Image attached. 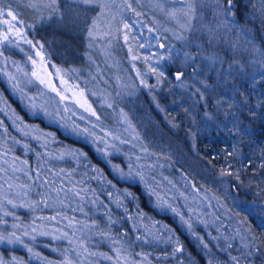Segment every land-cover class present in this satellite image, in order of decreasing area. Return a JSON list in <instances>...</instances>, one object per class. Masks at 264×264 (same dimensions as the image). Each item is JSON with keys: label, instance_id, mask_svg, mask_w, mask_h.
Returning <instances> with one entry per match:
<instances>
[{"label": "trees", "instance_id": "trees-1", "mask_svg": "<svg viewBox=\"0 0 264 264\" xmlns=\"http://www.w3.org/2000/svg\"><path fill=\"white\" fill-rule=\"evenodd\" d=\"M31 1L0 0V59L5 66L10 71L25 66L33 78L42 63L34 65L32 56L42 52V62L49 65L39 73L45 87L59 97L62 90L64 95L80 92L76 82L86 76L88 57L100 64L95 49L110 42L108 34L114 44L116 35L124 50L114 55L118 75L126 67L136 83L147 86L145 93L136 89L139 109L111 96L108 107L115 122L123 115L137 122L141 118L134 131L143 150L130 152L107 142L114 121L109 128H68L65 123L63 128L60 115L44 117L39 109L30 115L21 105L29 104L27 92L13 101L0 82V154L17 170L2 173L16 186L29 179L32 186L28 201L9 190L0 194V229L20 233L23 226L57 221L71 240L51 245L66 256L78 252L82 264L97 262L99 254L112 256L107 264H264V0H235L231 12L222 11L216 0H183L175 36L162 32L159 18L141 0H56L49 11L60 14L48 21L29 19ZM18 30H25L23 37L32 43ZM5 34L8 40L2 39ZM99 36L102 42L92 41ZM185 53L194 58L177 81L173 74L184 69L176 64ZM212 61L221 63L219 73L210 67ZM153 67L164 75L158 77ZM50 70L56 74L53 80ZM147 91L154 94L150 100ZM129 162L147 187L139 176L120 179L112 168L118 165L127 173ZM225 169L232 175L222 176ZM0 185L5 188V181ZM173 208L190 220L192 232ZM45 241L36 240L39 252L55 263L40 246ZM3 251L18 259L24 254L20 249Z\"/></svg>", "mask_w": 264, "mask_h": 264}, {"label": "rangeland", "instance_id": "rangeland-1", "mask_svg": "<svg viewBox=\"0 0 264 264\" xmlns=\"http://www.w3.org/2000/svg\"><path fill=\"white\" fill-rule=\"evenodd\" d=\"M182 2L183 0H141L143 8L148 9L150 11H154L156 17L159 18L158 25L163 29L162 32L173 36L179 33L178 30L180 28V20H182V17H180V13H178L177 9L183 5ZM29 6L31 8L33 7L32 12L28 14L29 19L32 18L35 21L42 19L48 21L52 18V15L60 14L59 12L53 13V11H51L50 13L49 10L51 8V0H32L31 2H29ZM181 28L185 29V25H181ZM25 30H18V32L22 33V35H25L23 34V31ZM110 30L112 31L111 33L114 32L113 27H111ZM94 33L96 32L94 31ZM108 35L110 36L106 35L105 38H108L110 42H106V46L103 48L95 49V56L99 57L100 64L97 63L96 65H94L93 57H88V61L86 62V66L84 67V72L86 76L83 77L82 80L80 79L81 81L77 80L76 82L80 85L78 86L80 87V92L70 90L68 95H64L65 92H63L62 90V93L65 96L64 100H61V96L59 97L58 95H56L54 91L47 89L44 84L41 85L35 77H29V72H27L26 69L23 70L24 68H26L25 66L19 65L21 71L18 68V70H15L13 67L10 71L8 66H5L6 63L1 59L0 82H4L13 101H20V99L23 97V90L27 92V97H30L29 104L21 103V105L26 109V111L30 115H33V111L34 113H37V110L35 111V109H39L41 111L40 115H44V117H47V114H49L58 118L60 115L61 119H59L62 120V122H59V125L63 128L65 127L63 123L67 124L68 128H70V125L73 127L79 125L84 128L89 124L96 126H106L109 128L107 124H110L114 121L112 110L110 109L111 107H108L110 106L109 97L111 96V98L115 99V101L119 102L121 105H123L124 103L126 105L132 104L139 109L140 104L138 103V100H134L136 97V89L137 87L140 89H145V93L146 88L145 84H139V81V83H136L135 77L131 76L130 72L126 67L124 68L123 75H118L116 63H113L115 57L114 55L115 53H117L120 56V54L123 53L124 50H121L122 44H120V39H117L116 35H113V38L115 40L114 44L111 43L112 35ZM99 37H93L92 41L98 40L102 42L103 39ZM19 51H22V49L19 48ZM35 51L37 52L38 50L35 49ZM16 52L17 50L11 51V53ZM102 52L106 56V59L111 61L107 62L106 59L102 56ZM44 57L45 56L42 52H40L39 56H32V61H35L36 65H38V61H41L42 63V65H40L39 67V73H41L40 70H42L43 72H47L48 70L47 66L49 65L46 64L47 62H45V60L42 62ZM190 57L191 56L189 54L185 53L182 54L181 59L178 58V64L176 65L182 66L184 68L181 72H184L186 70V66L188 64L190 65ZM160 58L162 63L168 62V57L165 56L163 52L160 53ZM191 58H194V56H192ZM22 60L23 61L21 62H23V64L25 65L29 66V64H31L28 60ZM220 65L221 63H217L216 61H212L210 63V67H216V73H219L221 71ZM11 66H14V64H12ZM98 66L101 67V71H98ZM92 67L95 69H92ZM9 73H11L10 77H12V79L8 81ZM50 73L51 76H53L52 78L56 76V74L51 70ZM51 76L48 75L49 80H53L52 78H50ZM69 83H71V81L68 82V85ZM13 85H15L16 87L14 88ZM82 88H85V90H83ZM81 93H83V96H81ZM153 95V93L147 91L146 97L148 100H150ZM141 96L143 97V95ZM84 100H86L87 104L91 106V109L96 113V116H92L90 112L85 111L84 108L80 106V104H82ZM77 101H79L80 103H77ZM33 104L35 105L34 109L32 107ZM29 109H31L32 111H30ZM97 117L99 118L97 119ZM141 122L142 120L140 117L138 118L137 122L132 121L129 115H123L122 119H120L118 122L114 121V126L109 128L111 135L106 141L110 144H114L119 147H126L127 151L130 152L142 151L143 140L141 138L139 139L138 134L134 131L135 124L138 125L141 124ZM73 130L76 129L73 128ZM131 133L133 137L130 136ZM81 138L85 139V137L83 136ZM86 141L94 142L93 140H88V138L86 139ZM102 143H104V141H102ZM12 165H16V163H13ZM14 169L15 168H13V166L11 169V164L7 160L5 161L4 156L0 154V170H2L0 171V181H5L6 186L5 188H3L0 185V194L6 196V190H9L12 192V194L15 193L19 200L28 201V194L32 190L30 179L28 180L27 185H24L21 182L19 186H16L12 183L9 178H7L2 173L5 170L7 171L5 173L14 174L15 172L16 174L17 170ZM57 223V221L48 222L47 224L43 222V225L41 226H30L31 228L27 227L28 229H26L24 226L21 227V232L16 233V235L20 236L22 241L21 243H0V262H2V264H65V260H67L70 262V264H82L78 252L74 251V254V252L71 251L66 256L64 250H59V246L55 247L51 245V243L56 242H61L65 244L70 239V237L62 233L60 228L56 227ZM184 228L188 230L186 225ZM9 233L10 232H7L2 228L0 229V234H3L4 236H8ZM24 233L27 234L24 235ZM13 239H15V237H13ZM37 239L46 240L45 243L40 244V246L45 247V249L51 253V256L54 258V261H56L55 263L48 262L49 259H47L45 255H43V253L39 252V246L37 247L36 245ZM172 246L174 247L173 244ZM4 249H20L24 251V254L18 259L17 256H11V254H8L7 256V253L5 254V252L3 251ZM79 250H81V246H79ZM24 256H27L29 258V261H24ZM97 258V262L99 264H107V262H110V260L112 259V256L109 257L107 254H99ZM97 262H93L91 259L89 260V262H86L84 264H98Z\"/></svg>", "mask_w": 264, "mask_h": 264}, {"label": "snow or ice", "instance_id": "snow-or-ice-1", "mask_svg": "<svg viewBox=\"0 0 264 264\" xmlns=\"http://www.w3.org/2000/svg\"><path fill=\"white\" fill-rule=\"evenodd\" d=\"M85 2H87V0H85ZM216 2H217L218 4H221V10L224 11V12H231V11L236 7L235 0H226V5H227L226 7H224V2H225V0H216ZM51 4H52V5H55V4H56V0H51ZM129 7H130V6H129ZM189 7H191V6H189ZM53 10H55V9H53ZM3 15H4V13H3L2 11H0V16H3ZM7 15L10 16V17L12 18L13 21H15V20L17 19V17H16L15 15H13V13H12L11 11H9V12L7 13ZM124 27L127 29V28H129V25L125 24ZM149 31H151V29H149ZM17 35L21 36L22 39H25V42H27V43H29V44L32 43L31 41H27L26 38L23 37L22 33L17 32ZM91 35H92L91 31H89V36H91ZM8 38H9V37H8L7 34H5V35L2 37L3 40H8ZM125 39H127V36L125 37ZM163 46H164V45L161 44V47H163ZM37 55H38V56L40 55V52H39V51L37 52ZM41 59H43V58H41ZM35 63H36V62L33 61V64H34V65H35ZM262 68H264V64H262ZM150 70H151L152 72L156 73V75H157L158 77L164 75L163 71H158V70H157L156 68H154V67L151 68ZM57 72H59V70H57ZM32 75H33V77H35V78H36L41 84H44V83H45V80L40 76V74H39L37 71H33V72H32ZM48 75L51 76V73H49ZM183 75H184L183 72H181V71H177V72L175 73V79H176L177 81H181ZM11 79H12V77H9V80H11ZM141 82L144 83L143 80H142ZM158 83H159V80H158ZM145 86H147V85H145ZM13 87L15 88L16 86L13 85ZM53 90H55V88H53ZM57 95H60V93L57 92ZM81 96H83V93H81ZM64 99H65V96L61 95V100H64ZM77 103H80V102L77 101ZM80 106H81L82 108H84L85 111L90 112V114H91L92 116H96V113H95L94 111H92L91 106L87 104V101H86V100H84V102H83L82 104H80ZM32 107L34 108L35 105L33 104ZM98 118H99V117H97V119H98ZM17 119H18V117H17ZM25 135H27V133H25ZM104 143L107 145V142H106V141H104ZM97 151H101V150H100L99 148H97ZM103 155H104L105 157H107V156L109 155V153H108L107 151H104V152H103ZM137 159H139V157H137ZM128 167H129V172L125 173V172L122 171V169H121L118 165H112V168L115 170V172H117V173L119 174V178H120V179H125V180H127V179H135L136 176H139V179H140L141 181H143V182L145 183V186L147 187V181H145L143 174H142V173H139V172H135V173H134V172L132 171V165H131L130 162H129V164H128ZM94 170H95V169H94ZM221 175H222V176H223V175H229V176H231L232 173H231L230 171H228L227 169H225V170H223V171L221 172ZM237 179H239V177H237ZM148 194H149V195H152V192L149 191ZM124 195H125L126 197H128V196H131L132 194H131V193H124ZM8 203L12 204V201H8ZM117 204H118V206H119V202H118V201H117ZM12 206H13V207H16L15 204H12ZM161 207H163V202L161 203ZM172 211H173V213H174L175 215L180 216L181 223H182L183 225H186V226H187V229H188L189 232H192V224H191L190 220H185L184 217H183V215H182L177 209L173 208ZM4 215L7 216V215H9V213H8L7 211H5V212H4ZM0 222H3V221H0ZM26 234H27V233H24V235H26ZM193 235H195V234L193 233ZM13 237H15V239H13ZM198 239L201 240V244H203V247H204V248H207V247H208L207 244H204V243H203L202 238H198ZM4 242H7V243H9V244H12V243H21L22 241H21L20 236H19V235H16V233L13 232V233H9L8 236H4L3 234H0V243H4ZM69 242L71 243V241H69ZM176 251H181V249H180L179 247H177ZM0 264H2V262H0ZM65 264H70V262L67 261V260H65Z\"/></svg>", "mask_w": 264, "mask_h": 264}, {"label": "water", "instance_id": "water-1", "mask_svg": "<svg viewBox=\"0 0 264 264\" xmlns=\"http://www.w3.org/2000/svg\"><path fill=\"white\" fill-rule=\"evenodd\" d=\"M173 76L175 77V73L173 74Z\"/></svg>", "mask_w": 264, "mask_h": 264}]
</instances>
